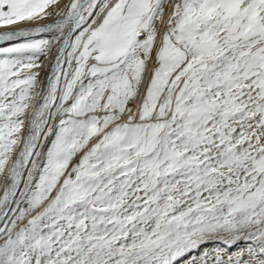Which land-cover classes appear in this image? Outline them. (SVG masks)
<instances>
[{"label":"snow or ice","instance_id":"1","mask_svg":"<svg viewBox=\"0 0 264 264\" xmlns=\"http://www.w3.org/2000/svg\"><path fill=\"white\" fill-rule=\"evenodd\" d=\"M0 29V264H264V0H0Z\"/></svg>","mask_w":264,"mask_h":264},{"label":"rangeland","instance_id":"2","mask_svg":"<svg viewBox=\"0 0 264 264\" xmlns=\"http://www.w3.org/2000/svg\"><path fill=\"white\" fill-rule=\"evenodd\" d=\"M65 2H67V0H65ZM61 6H63V5H61ZM51 22H53L52 19L45 20V22L41 21L39 24L23 23V24L18 25L17 28H32V27H36V26H43V24L51 23ZM6 30H10V29H0V31H6ZM42 35H45V36H47V38H50L48 34H42ZM6 46H11V43L10 42H4V44H2V45L0 44V47H6ZM55 54H56V50L53 49L52 52L49 53V55L47 57L42 56L40 58V62L43 65V68L41 69L40 77H39L41 87H44L46 84V78L49 75L51 63L54 62ZM30 110L31 109H29V113H30ZM27 131H28V129L26 127L24 129V133L27 134Z\"/></svg>","mask_w":264,"mask_h":264},{"label":"bare ground","instance_id":"3","mask_svg":"<svg viewBox=\"0 0 264 264\" xmlns=\"http://www.w3.org/2000/svg\"><path fill=\"white\" fill-rule=\"evenodd\" d=\"M45 22V21H44ZM23 24V23H22ZM17 27V26H16ZM40 38H47V36H45V35H42V36H38V37H36V39H40ZM4 44V43H3ZM2 45V44H1ZM40 72H41V69H40ZM30 112H31V110H30Z\"/></svg>","mask_w":264,"mask_h":264}]
</instances>
